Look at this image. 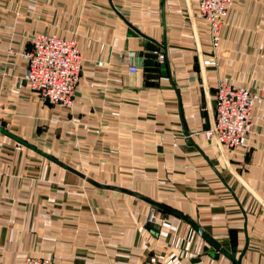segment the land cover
Segmentation results:
<instances>
[{
  "label": "crops",
  "instance_id": "crops-1",
  "mask_svg": "<svg viewBox=\"0 0 264 264\" xmlns=\"http://www.w3.org/2000/svg\"><path fill=\"white\" fill-rule=\"evenodd\" d=\"M40 33L81 52L69 108L24 81L21 52ZM143 37L164 44L172 84L147 85ZM218 82L264 95V0H234L216 48L198 0H0V264H235L246 240L241 264H264V99L237 148L190 136L197 149L184 136L212 123ZM64 166L186 216L236 258L203 251L181 218ZM152 208L157 227L146 224Z\"/></svg>",
  "mask_w": 264,
  "mask_h": 264
},
{
  "label": "built area",
  "instance_id": "built-area-1",
  "mask_svg": "<svg viewBox=\"0 0 264 264\" xmlns=\"http://www.w3.org/2000/svg\"><path fill=\"white\" fill-rule=\"evenodd\" d=\"M234 0H198L199 15L208 24L213 48L220 41L221 29ZM31 49L21 52L26 62L24 81L31 92L49 105L71 107L73 96L81 76L82 56L74 40L48 34H35L30 38ZM158 61L163 62V55ZM128 72L139 68L128 57ZM264 99L249 89L218 82L215 88L214 116L210 126L190 136L214 142L221 148L234 149L251 130V113L256 104ZM160 218L152 208L146 216V224L160 225ZM154 257L142 264H155ZM22 264H50L45 258L27 257Z\"/></svg>",
  "mask_w": 264,
  "mask_h": 264
},
{
  "label": "water",
  "instance_id": "water-1",
  "mask_svg": "<svg viewBox=\"0 0 264 264\" xmlns=\"http://www.w3.org/2000/svg\"><path fill=\"white\" fill-rule=\"evenodd\" d=\"M129 31H130L129 32L130 34H133V35L138 34L133 28H130ZM143 39H144V41H143V44L141 45V48H143L144 52L140 55V57L143 59V71L145 73L146 79H148L150 81H155L154 83H147V85L154 87L157 85L156 84L157 81H159V79H161V78H166L168 80V83L172 84L171 73L169 71V67H168L166 60H164L163 62L158 61V55L157 54H161L160 51L165 52L164 44H161V45L157 44L156 42H154L153 40H151L147 37H143ZM184 136L187 138V140L194 147H196L198 149V147L195 144H193V141L190 137V133L187 130H184ZM205 160L208 162V165L210 166L212 171L215 173V175L220 180V182L224 185V187L230 192L233 199L236 201L239 208L241 209V206H240L237 198L235 197V195L233 194L231 189L228 187V185L225 183V181L223 180L221 175L211 165V163L209 162V160L207 158H205ZM64 167L69 172H71L74 175L84 179L86 182H88L89 184H91L92 186H94L96 188L105 189V190H112V191H117V192H122V193L128 194L130 196H133L135 198H138V199L144 201L145 203L149 204L150 206L157 208L158 210H161L163 212H166L167 214H171V215H174L176 217L181 218L182 220L187 222L191 226V228L204 240V242L206 243V246L204 247L203 251H205V252H207V251L217 252V253H219V254H221V255L225 256L226 258H229V259H233V258L235 259L236 258V255H237V248L236 247H232L229 249L221 247L220 244H218L216 241H214L209 235H207L201 228H199L193 221H191L186 216H184L178 212H175V211H173V210H171V209H169V208H167V207H165V206H163L157 202H154V201H152L146 197H143L137 193H134V192L129 191V190L117 188V187L101 185V184L95 182L94 180L87 178L85 175L81 174L80 172L74 170L71 167H68V166H64ZM241 212H242L243 217L245 218V214L242 211V209H241ZM243 229H244V235L246 238V235H247L246 223H244ZM246 248H247V240L245 241V246H244L242 253L239 254V256L235 259V264H241V260H242L244 253H245Z\"/></svg>",
  "mask_w": 264,
  "mask_h": 264
},
{
  "label": "rangeland",
  "instance_id": "rangeland-1",
  "mask_svg": "<svg viewBox=\"0 0 264 264\" xmlns=\"http://www.w3.org/2000/svg\"><path fill=\"white\" fill-rule=\"evenodd\" d=\"M73 98H74V96H73ZM156 259V258H155ZM156 262H157V259H156ZM155 264H157V263H155Z\"/></svg>",
  "mask_w": 264,
  "mask_h": 264
},
{
  "label": "trees",
  "instance_id": "trees-1",
  "mask_svg": "<svg viewBox=\"0 0 264 264\" xmlns=\"http://www.w3.org/2000/svg\"><path fill=\"white\" fill-rule=\"evenodd\" d=\"M151 227V226H150Z\"/></svg>",
  "mask_w": 264,
  "mask_h": 264
}]
</instances>
